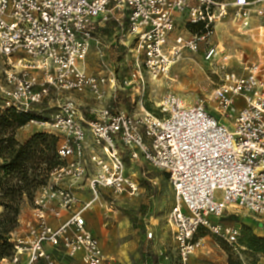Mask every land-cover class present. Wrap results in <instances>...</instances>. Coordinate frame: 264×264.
<instances>
[{
  "label": "built area",
  "instance_id": "obj_1",
  "mask_svg": "<svg viewBox=\"0 0 264 264\" xmlns=\"http://www.w3.org/2000/svg\"><path fill=\"white\" fill-rule=\"evenodd\" d=\"M263 1L0 0L2 110L34 112V107L64 92H88L102 101L115 89V80L89 75L83 64L103 20L124 26L116 34L119 43L135 44L136 71L123 85L136 81L141 92L136 116L114 103L94 110L97 119L88 121L76 102L56 99L49 118L30 122L60 139L62 164L35 195L31 214L26 216L25 208L20 211L18 226L10 234L14 256L1 262L18 264L26 256L28 264H53L48 244L62 247L71 257L80 255L84 264H116L87 228L84 213L99 202L103 190L129 198L138 193L139 181L128 173L127 157L168 174L175 200L168 224L178 264H191L202 246L197 238L202 232L239 246L241 230L220 220L231 208L264 217V69L251 63L239 74L228 70L227 63L222 66L221 83L210 98L220 118L202 103L187 107L174 92L161 97L157 113L149 111L143 101L144 75L167 77L185 49L198 51L216 24L229 17L239 27H249L253 14H264L258 7ZM179 16L204 32L188 39L178 36L170 47ZM217 55V47L206 51L207 59ZM239 56L244 60L243 53ZM80 187H85L88 199L78 197ZM65 213V222L51 225V219Z\"/></svg>",
  "mask_w": 264,
  "mask_h": 264
},
{
  "label": "rangeland",
  "instance_id": "obj_2",
  "mask_svg": "<svg viewBox=\"0 0 264 264\" xmlns=\"http://www.w3.org/2000/svg\"><path fill=\"white\" fill-rule=\"evenodd\" d=\"M221 1L233 3L236 0ZM118 14L119 12L115 13L117 16ZM180 19L170 36V47L175 45L178 36L188 39L200 30V27L190 26L185 16ZM249 23V27L242 28L229 17L216 24L214 33L200 43L198 51L185 49L167 77L152 79L144 75L147 90L143 101L146 108L157 113L156 105L161 97L167 92H174L187 107L202 103L209 113L220 118L210 98L214 89L221 83L222 66L227 63L228 70L239 74H243L251 63L264 69V14H253ZM123 27L114 19L101 21L90 55L83 64L89 75L101 74L114 79L116 91L109 90L102 101H97L88 92L61 93L60 97H51L34 107L35 113L41 117L37 121L51 116L56 99H71L81 107L85 116L88 115L94 120L97 119V112H93L94 110L99 111L102 107L114 103L130 114H138L141 92L135 88L137 82L126 88L123 85L125 78L131 79L132 73L136 71L135 44L132 41L119 43L116 37ZM210 47H217L216 59H207L206 51ZM242 52L245 54L244 60L239 56ZM226 56L229 59L225 60ZM44 131L39 124L29 123L17 131L16 139H19L22 133L31 135ZM126 165L128 173L139 181L138 193L129 198L103 190L99 202L86 212V215L92 214L91 217L86 216L88 229L99 238L106 255L116 264H178L177 245L171 239V228L168 224V215L175 201L168 174L152 168L143 160L131 162L127 157ZM85 194L89 196L87 192ZM220 222L242 232L248 227L254 235L264 238V217L251 212L231 208L224 213ZM151 233L153 236L150 238ZM197 238L202 239V246L191 257V264H229L230 255L240 264H264L263 253L247 247L229 245L208 232L200 233ZM45 249L53 264H83L79 257L69 256L60 246L47 244ZM161 251L165 254L161 255ZM0 264L5 263L0 260ZM18 264H28L27 258H21ZM34 264L47 262L40 260Z\"/></svg>",
  "mask_w": 264,
  "mask_h": 264
},
{
  "label": "trees",
  "instance_id": "obj_3",
  "mask_svg": "<svg viewBox=\"0 0 264 264\" xmlns=\"http://www.w3.org/2000/svg\"><path fill=\"white\" fill-rule=\"evenodd\" d=\"M218 1V0H217ZM195 33H203L201 26ZM1 105V103H0ZM34 112H18L0 107V260L14 256V244L10 234L18 226L19 214L25 205H33L35 195L47 184L50 173L62 164L58 156L60 139L54 134L37 132L21 143L16 139L17 131L32 120H39ZM89 120L93 119L86 115ZM48 152V153H47ZM18 182V183H14ZM240 248L264 254V238L253 234L250 228L241 231ZM229 264H240L230 255Z\"/></svg>",
  "mask_w": 264,
  "mask_h": 264
},
{
  "label": "crops",
  "instance_id": "obj_4",
  "mask_svg": "<svg viewBox=\"0 0 264 264\" xmlns=\"http://www.w3.org/2000/svg\"><path fill=\"white\" fill-rule=\"evenodd\" d=\"M249 1H257V0H249ZM264 2V1H263ZM263 2L262 3H259L258 4V7H260V8H264V5H263ZM181 18V16H179V18H178V21L179 20H181L180 19ZM243 53V52H242ZM244 54V53H243ZM245 55V54H244ZM116 96H117V94H116ZM91 120H94V119H91ZM35 133H37V132H35ZM35 133H33V134H31V135H28V134H26V133H22V134H20V137H19V141L21 142V143H24V142H26L27 140H29ZM0 164H1V159H0ZM77 195H78V197H80V199L81 200H85V199H88V197L89 196H87L86 194H85V187H80L79 189H78V191H77ZM86 212L87 211H85V213H84V217H85V219H86V216H88V217H91L92 216V214H88V215H86ZM24 213H26L25 215L26 216H28L29 214H31L30 213V207H28V206H26L25 207V210H24ZM67 218H68V214H66L65 213V215H63V217L61 218V219H51L50 220V223H51V225L52 226H59L60 224H62L63 222H65L66 220H67ZM86 222H87V220H86ZM87 228H88V226H87ZM92 232V231H91ZM171 235H172V231H171ZM99 239V238H98ZM171 239H172V241L173 242H175L174 241V239H173V235L171 236ZM101 243V242H100ZM46 246V245H45ZM101 246H102V244H101ZM102 250L105 252V250H104V248H103V246H102ZM24 257H26V256H24ZM75 257H79L80 258V261L82 262V260H81V256L80 255H77V256H75ZM23 258V257H22ZM27 258V257H26ZM2 263H5V264H8V263H10V262H2ZM83 263V262H82ZM84 264V263H83Z\"/></svg>",
  "mask_w": 264,
  "mask_h": 264
}]
</instances>
